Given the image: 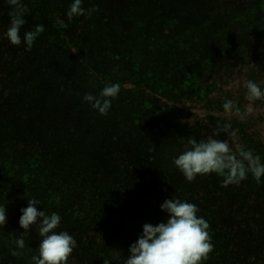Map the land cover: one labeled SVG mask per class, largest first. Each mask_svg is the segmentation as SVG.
Wrapping results in <instances>:
<instances>
[{
    "label": "trees",
    "instance_id": "16d2710c",
    "mask_svg": "<svg viewBox=\"0 0 264 264\" xmlns=\"http://www.w3.org/2000/svg\"><path fill=\"white\" fill-rule=\"evenodd\" d=\"M240 1L232 10L230 0H83L97 10L69 22L72 0H24L21 31H45L30 52L0 41V264H30L38 231L24 235L23 251L14 236L33 197L75 238L68 264L126 257L143 224L166 221L159 206L170 198L195 204L209 223L214 247L203 264H264V185L251 175L227 187L215 174L186 181L172 165L186 140L153 112L154 93L196 99L204 70L264 45V0ZM8 11L0 0V40ZM201 45L215 54H189ZM110 83L120 92L101 116L81 98Z\"/></svg>",
    "mask_w": 264,
    "mask_h": 264
},
{
    "label": "clouds",
    "instance_id": "9594fccd",
    "mask_svg": "<svg viewBox=\"0 0 264 264\" xmlns=\"http://www.w3.org/2000/svg\"><path fill=\"white\" fill-rule=\"evenodd\" d=\"M6 2L9 5V24L3 38L13 46L23 45L24 51L30 52L45 31V26L36 24L31 30L22 32L30 9L24 0ZM82 3L83 0H72L66 12L69 22L74 17L90 16L97 10L94 7L85 9ZM240 86L245 89L244 98L248 102L245 115H249L253 113L257 101H264V87L253 80H244ZM120 88L119 83L106 84L98 94L85 93L81 99L103 116L110 111L112 100L118 96ZM222 108L230 115L238 110V105L232 99H225ZM221 133L227 134V139H219ZM172 165L188 182L195 180L198 175L215 174L222 178L221 187H227L239 185L251 175L258 185H264V160L251 150L239 146L237 132L231 129L230 122L218 126L199 141L189 138L184 150L173 158ZM40 205L41 201L33 197L27 199V207L20 209L18 225L23 231L19 236H14L16 249L23 251L26 248L24 235L35 227L40 240L30 257V264H68L77 242L67 231L57 230L61 216L56 212L48 214L45 210H38ZM159 207L167 214L166 221L155 225L143 224L141 233L128 247V255L124 257L116 250L111 258L104 259V264H113L118 259L122 260V264H203L208 259L214 246L210 225L203 216L198 215L199 208L178 198L165 199ZM6 223V210L2 205L0 228Z\"/></svg>",
    "mask_w": 264,
    "mask_h": 264
},
{
    "label": "rangeland",
    "instance_id": "374dc122",
    "mask_svg": "<svg viewBox=\"0 0 264 264\" xmlns=\"http://www.w3.org/2000/svg\"><path fill=\"white\" fill-rule=\"evenodd\" d=\"M251 3V0L241 2L242 7L249 6ZM234 5L235 0H230L228 9L234 10L236 7ZM251 39L255 40V38ZM5 40L9 47L11 44L7 39L1 38L0 41L4 42ZM256 43L259 45L254 49L251 48L248 55L243 53L233 58L226 56L222 65L215 66L212 72L204 70L203 73L206 72L204 84L197 87V89H200L199 96L196 99L192 94L189 97L190 99L180 98L177 101H173L168 97L154 93L155 97L158 98L157 103L154 104L160 106L162 113L157 110V105L153 106V112H159L157 115L158 121H162L165 124L166 130H170L172 136L181 135L186 142L189 138L199 141L210 135L218 126H222L225 122H230L231 129L237 132L239 146L251 150L254 155L263 156L264 101H257L254 105L253 113L245 115V107L248 102L244 98L245 89L240 86L244 80H253L263 84L261 86L264 87V80L260 79L264 78V45L259 41ZM202 46H200V51L190 50L189 54L198 56L201 53L202 58L215 54L206 51ZM0 47L4 48L5 45L2 43ZM243 47L249 49L250 45H244ZM236 51L238 50L236 49ZM213 66L214 64H212ZM169 88H172V86L169 85ZM206 92L208 93L205 96ZM225 99L236 101L238 110H234L230 115L226 114L222 108ZM172 118L173 122L178 123L180 126L170 123ZM162 126V123H158L157 128L160 130ZM219 139H227V134L221 133ZM229 142L230 144L232 143L231 140Z\"/></svg>",
    "mask_w": 264,
    "mask_h": 264
}]
</instances>
